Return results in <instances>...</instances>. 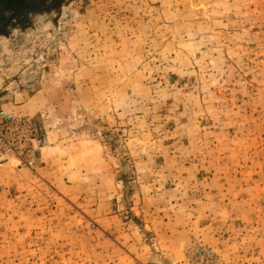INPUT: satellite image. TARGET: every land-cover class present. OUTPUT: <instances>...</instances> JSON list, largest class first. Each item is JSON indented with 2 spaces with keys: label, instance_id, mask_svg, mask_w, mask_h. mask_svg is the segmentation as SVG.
Listing matches in <instances>:
<instances>
[{
  "label": "rangeland",
  "instance_id": "rangeland-1",
  "mask_svg": "<svg viewBox=\"0 0 264 264\" xmlns=\"http://www.w3.org/2000/svg\"><path fill=\"white\" fill-rule=\"evenodd\" d=\"M39 8L0 31V264H264V0Z\"/></svg>",
  "mask_w": 264,
  "mask_h": 264
},
{
  "label": "trees",
  "instance_id": "trees-1",
  "mask_svg": "<svg viewBox=\"0 0 264 264\" xmlns=\"http://www.w3.org/2000/svg\"><path fill=\"white\" fill-rule=\"evenodd\" d=\"M49 1L0 0V31L7 28L24 29L26 20L35 17L40 10L39 6L47 5Z\"/></svg>",
  "mask_w": 264,
  "mask_h": 264
}]
</instances>
